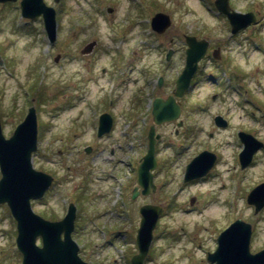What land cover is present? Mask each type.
<instances>
[{
  "label": "rangeland",
  "instance_id": "374dc122",
  "mask_svg": "<svg viewBox=\"0 0 264 264\" xmlns=\"http://www.w3.org/2000/svg\"><path fill=\"white\" fill-rule=\"evenodd\" d=\"M205 1L209 8L202 0H45L56 10L57 37L53 44L48 42L41 17L16 16L19 1L0 3L3 133L10 136L27 108L36 107L39 126L32 162L36 169L50 173L54 180L42 198L32 201V208L47 220H53L61 218L68 203L74 201L79 216V239L76 240L86 247V252H94L95 259L103 257L101 252L109 257L122 256V249L100 250V243L108 245L104 235L126 252L135 251L138 208L146 202L168 204L154 229L148 254L150 264L194 261L212 264L206 252L215 248V236L236 218L251 224L249 251L253 253L264 247V207L254 213L253 205L246 201L251 188L264 181V151L256 154L249 166L241 168L234 159L238 148L237 139L236 142L233 139L234 129L241 126L254 131L255 136L264 141V0H230L234 10L258 12L260 19L256 26L249 28L241 46L229 41L226 61L221 63L229 70L221 72L217 70L220 64L214 68L206 63L185 102L187 122L195 123L197 135L187 139L190 147L182 156L172 157L173 148L165 147L164 142L159 144L163 165L156 177L160 184L158 193L139 194L134 201L136 212L130 211L128 218L129 212H123L126 207L120 206L118 193L112 188L118 189L117 180L130 183L135 170L128 169L127 161L136 165L146 150L140 119L150 111L141 108L142 113L135 109L136 104L130 102L131 90L127 91L122 85L130 69L135 70L138 77L147 74L146 68H150L146 70L152 77L160 73L155 59L148 61L142 55L155 54L153 43V46L147 45L151 50L142 51L143 41L155 33L150 28V18L157 12L167 14L171 23L164 34L168 36L185 33L225 39V23L211 11L214 0ZM107 7L112 11L108 12ZM159 37L167 39L163 35ZM91 39L98 41L96 50L90 56L81 54L80 49ZM134 48L140 49V53L132 57ZM56 54L61 55L59 62L54 61ZM103 68H106L104 72ZM178 68L177 65L172 68L170 77ZM137 82L143 84V79ZM212 94L216 98L211 99ZM104 97L113 99L110 110L116 118L115 128L111 135L98 137L93 124L85 119L91 121L92 103L103 102ZM195 102L201 107L199 111L189 107ZM215 113L231 121L229 128L224 131L216 128L212 119ZM126 114L133 115L132 122L139 121L135 128L127 126ZM124 129L127 134L123 133ZM161 130L169 131L166 126ZM210 131H213L211 138ZM169 136L168 133L166 140ZM207 141L221 153V159L211 176L184 184L181 171L185 160L193 151L206 146ZM85 145L93 147L89 154L84 151ZM112 146L116 148L112 154L114 159L109 154ZM109 174H114L113 181ZM100 188L102 193L98 192ZM189 198L196 201L190 204ZM15 225L7 204L1 203L0 264H20L15 248Z\"/></svg>",
  "mask_w": 264,
  "mask_h": 264
},
{
  "label": "water",
  "instance_id": "95a60500",
  "mask_svg": "<svg viewBox=\"0 0 264 264\" xmlns=\"http://www.w3.org/2000/svg\"><path fill=\"white\" fill-rule=\"evenodd\" d=\"M6 1V0H0ZM219 11L227 16L232 30L255 22L253 12L240 13L230 10L227 0H215ZM22 15L34 17L42 15L45 29L50 41L56 37L55 10L46 5L43 0H21ZM111 8H108V12ZM171 23L169 16L163 12L155 13L150 24L152 30L162 33ZM189 47L186 52V65L176 79L173 94L177 97L188 87L198 60L203 57L207 47L204 40H196L193 36L187 37ZM94 42H90L83 49L90 50ZM57 59V58H56ZM180 108L174 97L169 96L163 101L156 98L153 105V122L176 119ZM35 108H29L23 120L16 125L12 134L5 137L2 132L0 119V203H6L17 223L16 244L23 254L22 264H88L80 259L78 246L71 237L76 217V207L70 203L65 215L58 220H47L32 210L30 201L43 195L52 182V176L44 171L34 169L32 152L37 147V121ZM221 116L215 118L217 124H224ZM154 124L148 133V149L138 166V182L143 187L142 193L151 192L154 186L151 181V170L155 167ZM98 134H105L111 127V118L104 113L100 116ZM244 148L239 159L242 166H246L252 159L254 152L262 143L252 135L240 133ZM87 151L90 148L86 149ZM214 161V155L203 151L195 156L186 167L185 180L205 174ZM136 195V192L134 194ZM247 201L255 206V212L264 205V183L252 188ZM141 221L137 232L138 252L133 256V264H142L144 255L152 239V231L160 212L159 207L152 205L142 206ZM251 225L241 219L234 220L218 237V246L209 259L216 264H264V249L251 253L249 241ZM41 237V246L36 244V238Z\"/></svg>",
  "mask_w": 264,
  "mask_h": 264
},
{
  "label": "flooded vegetation",
  "instance_id": "af4514ba",
  "mask_svg": "<svg viewBox=\"0 0 264 264\" xmlns=\"http://www.w3.org/2000/svg\"><path fill=\"white\" fill-rule=\"evenodd\" d=\"M228 1V5L230 10H234L232 8V5L230 4V0ZM202 4L205 5L206 8H209L208 6H210L205 0H202ZM213 6L211 5V11H214L215 14H217V16H215V14H213V16L215 18H221L224 23L225 26L227 27V35L226 38L224 39V37L220 36L219 38L215 39L212 37H208L206 35H201V36H197L195 34H171V36H168L169 34H164V32L166 30H164L162 33H154L153 35H151L149 37V39H145L143 41L142 46L144 47V49L142 51L147 52L151 47H148L147 45L153 46V44H155L156 47H154L155 50H152L155 52L154 55L151 54H147L144 53L142 54L143 56H145L148 61L150 59H155L153 61H156V63L159 66V71L160 73L155 76L152 77L150 76V74H148V71L146 69H150V68H146L145 71L147 74L145 75H141V76H137V72H135V70L130 69V73L127 74L124 78H123V85L122 87L124 89H126L127 91L130 92L131 90V98H130V102L133 103V105L136 104L135 109L140 110L145 109L146 112H149V114H145L144 116H142V118L140 119L142 122L141 126L143 125V134L145 132V136H146V150H147V142H148V133L150 130V127L154 124L153 122V115H152V110H153V105H154V101L156 98H161L163 101L168 100L169 96H173V91L175 89V85H176V79L179 77V75L181 74V72L183 71L185 65H186V52H187V48L189 47L188 43H187V37L188 36H193V38H195L196 40H204L207 42V47L205 54L203 55V57H201L198 62H197V66L195 68V71L192 75V77L190 78V82L188 87L182 92L181 96L179 97H175L174 101L175 103L179 106L180 108V112L179 115L176 119L173 120H167V121H162L159 124H154V135L157 136V141H156V145H155V163L156 166L154 169L151 170V180L153 182V184L155 185L154 189L152 190V193H149L145 196H149V195H154L156 193H158L159 188H160V184L157 181L158 177V172H159V168H161V165H163L162 163V159L159 157V144L161 142H164L165 147H171L173 148L174 152H172V157H176L179 155H184L186 153V149L188 150V148L190 147V143H187V139H194L197 135V132H195V123L193 121L187 122V115L185 114V107H187V103L186 99L187 96L189 95V92L192 91L193 89H195V86L197 85L196 83H198V78H200L201 72L205 70L204 67H206V63L209 62L211 65H213L214 68H217V65L226 61V57L227 56V50H228V45L229 41L230 42H236L238 45H242L243 43V39L246 38V33L249 30V28H252L254 26H256V24L258 23L260 17H259V13L255 12V11H246V12H253L254 15L256 16V20L255 22H252L250 24H247L243 27H240L238 29H236L235 31L232 30V26L229 23V20L227 18V16H225L224 13H222L221 11H219V9L217 8L216 4H215V0L213 1ZM236 11V10H234ZM240 12V11H237ZM246 12H240V13H246ZM153 32V31H151ZM167 37L166 40H164L165 38L161 39V35ZM154 37V40H153ZM96 42L93 45V48L91 50H89V53L85 54L86 56H90L94 53V51L96 50V46H97V39H94ZM153 42H152V41ZM151 41V42H150ZM227 41V42H226ZM153 43V44H152ZM151 50V49H150ZM140 53V49H132L131 51V55L132 57L134 56V54ZM140 54V58L142 59L143 56ZM88 62V61H87ZM176 65L179 67L177 72H175V74H172V76L170 77V71L172 70V68ZM226 69L229 70V68L226 65H221V67H219V69L221 72ZM103 72L106 70V68L102 69ZM173 72V70H172ZM209 73V75H211V72H207ZM143 79V84H138L137 81L142 80ZM171 85V87L167 90V87H169ZM136 87L135 90L131 89L132 87ZM216 98L215 94H212L211 99ZM109 99H103L102 101H98L96 104H93V108L89 110V112H91L93 114V118L90 119H85V121H88L90 123L93 124V127L96 131V135L98 136V123H99V118L101 114H108L111 118V127L110 130L107 133H103L102 135L98 136H105V135H111L114 132V128H115V121L116 118L113 115V113L111 112V103L113 102L112 100L109 102ZM105 105L107 107H102V105ZM97 106L99 108H97ZM190 108L199 111V109H201V107L199 106L198 103H193L192 105L189 106ZM142 113H144V111H141ZM91 114V116H92ZM150 116V118H149ZM217 116H221L222 121L224 122V124L220 125L216 123L215 118H217ZM89 118V117H88ZM125 119L129 120V122L127 123V126L130 128H135L137 126V124L139 123L134 121L132 122V119H134L132 114H126L125 115ZM213 119V123L216 125V128L219 129V131H224L227 128H229L231 121L224 117L223 114L220 113H215L212 116ZM137 123V124H136ZM168 127L169 131L164 132L161 129L164 127ZM198 128V127H197ZM201 129V128H200ZM165 130V129H164ZM240 132H245V133H252L253 135H255L254 131H249L248 128H241V126H238L234 129L233 131V135H236L238 138V134ZM124 134H127L128 131L124 129L123 131ZM171 134V136H169L166 140L167 134ZM208 136L209 138L213 137V131L208 132ZM181 140V141H180ZM180 141V142H179ZM226 143L228 142V140H225ZM237 147H240L241 145V141L240 139H238L237 142ZM92 149V147H91ZM116 148L114 146L110 147L109 149V154H114ZM145 150V152H146ZM203 150H207V151H211L213 152V155L215 157V161L213 163V165L210 167V169L207 171V173L201 177L198 178H193L191 180L188 181H183L182 182L184 184H192L193 182H199V180H205L207 177L211 176V174L214 172L215 167L217 166V163L219 162V159H221V153L219 151H217L215 148H213L209 141H207V145L204 146L202 149H198V151H193L189 156L188 159L185 160L184 164H183V169L182 171H184L185 169V165L188 163V161H190L195 155H197L199 152L203 151ZM85 151V149H84ZM92 151V150H91ZM184 153H182V152ZM264 151V149L260 150V152H257L256 154L262 153ZM239 152V151H238ZM104 154V153H103ZM144 155V153L139 157V159H137L138 161L135 163L136 165L132 164V161H127L130 164V167H128V169L132 172L134 171V175L135 177L130 181V183H125V182H118V180L116 181V183L119 184L118 189L116 188V186H113L112 188H114L115 192H117V196L120 198V206L126 207L123 212H129V216L128 218L131 216V213H135L136 212V207L134 204L135 198L140 194H142V190L143 187L141 186V184L138 182V174H137V169H138V165L140 163V159L141 157ZM237 155L238 158V154L237 152L235 153L234 156ZM109 157V156H107ZM105 155V158H107ZM115 155L111 156V159H114ZM122 160L118 159V163H121ZM169 162V161H168ZM127 164V163H126ZM181 171V173H183ZM108 176H110V180L113 181L115 179L114 174H109ZM131 176V174H130ZM107 180V176L104 177ZM129 181V180H128ZM133 182V184H131ZM131 184L132 186L130 187ZM130 187V188H129ZM99 193H102V189L100 188L98 190ZM134 192H136V195H132L134 194ZM111 194L112 193L111 191ZM125 197H124V196ZM126 198V199H125ZM123 200L126 202V204L123 202ZM117 201V199H116ZM115 201V203H116ZM129 204H132L129 208ZM162 206V213L164 214L166 213V207L168 206L167 203H161ZM107 207V205H106ZM113 209V208H112ZM111 211V208H110ZM114 211V210H112ZM119 214H113L112 216L114 217H119ZM78 221V220H77ZM131 227V226H130ZM78 229V223H76V227H75V231L73 232V236L74 239H79V232L77 231ZM125 229V228H123ZM126 230V229H125ZM216 237V236H215ZM215 241V240H214ZM112 240H108L107 244L111 243L112 244ZM38 245H41V241L38 240ZM105 244H102L100 246V250H108L110 249L109 246H104ZM135 251L129 253V251L126 252L125 255H123L121 258L120 257H109L107 254L103 255V253L101 252L103 257H98V259H95L94 257V252H86V247H83L80 243H79V255L81 256V259H83L84 261L90 263V264H131L132 262V254L136 252V248H134ZM19 253V252H18ZM19 257H21V255H19ZM150 258L149 256H146L143 260V264H150Z\"/></svg>",
  "mask_w": 264,
  "mask_h": 264
}]
</instances>
